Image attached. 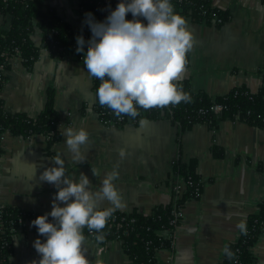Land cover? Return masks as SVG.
I'll list each match as a JSON object with an SVG mask.
<instances>
[{
	"label": "crops",
	"instance_id": "0c3cea01",
	"mask_svg": "<svg viewBox=\"0 0 264 264\" xmlns=\"http://www.w3.org/2000/svg\"><path fill=\"white\" fill-rule=\"evenodd\" d=\"M210 6L226 11L228 20L217 25L184 16L194 35L187 52L184 71L177 80H187L194 92L209 96L228 93L240 86L256 92L264 86V4L261 0H207ZM57 16L72 29H82L83 11L79 0H47ZM131 19L132 15L126 16ZM9 17L0 16V29H7ZM141 19H144L141 17ZM146 22V21H145ZM40 46L31 67L19 56H11L4 71L0 97L5 112L24 113L31 118L42 112L48 87L54 88V109L58 115L59 139L47 150L42 134L27 137L1 135L0 207H16L31 213L50 211L57 188L42 180L40 173L59 154L67 173L78 178L87 174L94 191L102 175L119 169L115 181L124 206L115 211L151 213L173 199L172 165L177 159L196 161V173L203 186L198 198L183 203V216L174 229L170 249L156 253L159 264H221L224 245L240 236L238 223L258 214L264 203V129L243 121L221 120L211 129L193 124L184 131L168 118H146L148 123L105 126L94 110L95 93L83 61L56 60L43 48L39 28L31 34ZM84 126L89 142L82 146L83 162L68 159L62 129ZM127 155L121 158L118 149ZM92 169L100 175H94ZM63 204V202H59ZM101 206L111 202L100 200ZM249 248L253 264H264V227ZM35 231L14 233L11 264H31L39 260L33 241ZM83 247L90 264H131L121 241L100 245L85 237Z\"/></svg>",
	"mask_w": 264,
	"mask_h": 264
},
{
	"label": "clouds",
	"instance_id": "9594fccd",
	"mask_svg": "<svg viewBox=\"0 0 264 264\" xmlns=\"http://www.w3.org/2000/svg\"><path fill=\"white\" fill-rule=\"evenodd\" d=\"M129 12L131 19L126 18ZM82 23L89 26L91 35L85 39L82 32L78 34L75 50L84 54L86 72L100 79L96 89L98 102L113 109L117 117L139 116L140 125L145 126L148 121L141 115V108H162L191 99L176 81L185 69L194 35L187 19L174 10L172 0H117L103 19H96L87 11ZM62 135L68 159L83 162L86 157L82 146L89 142L90 135L87 128L68 126L62 129ZM118 152L121 158L127 155L123 148ZM49 159L53 164L40 177L53 183L57 191L51 210L31 220L45 237L42 240L37 236L33 241L41 255L31 264H90L83 247V227L98 230L96 239H104V233L99 230L117 208L124 206L115 183L119 169L104 173L100 188L94 191L87 174L80 172L75 179L66 174L61 152ZM92 172L100 175L95 169ZM100 200L110 201L111 205L101 206ZM237 227L246 233V220L242 219ZM222 251L228 258L235 255L227 244Z\"/></svg>",
	"mask_w": 264,
	"mask_h": 264
},
{
	"label": "trees",
	"instance_id": "16d2710c",
	"mask_svg": "<svg viewBox=\"0 0 264 264\" xmlns=\"http://www.w3.org/2000/svg\"><path fill=\"white\" fill-rule=\"evenodd\" d=\"M47 0H0V16L9 17L7 29H0V93L5 82L4 71L10 67L11 56H19L21 61L31 67L34 63L40 46L34 45L31 34L35 27L39 28L42 36L43 48L56 60L70 58L83 61V53L77 52L76 36L82 32L85 39L90 37L86 29H72L68 23L59 18L56 12L46 2ZM264 4V0H261ZM117 0H79L83 16L91 11L96 19H103L111 8L116 6ZM174 10L183 16H189L195 21L210 23L215 16L219 25L228 16L226 11L210 6L207 0H172ZM132 15L130 12L126 16ZM85 27V25H84ZM87 44L85 45V51ZM93 77L92 85L95 93L94 110L99 113L102 120H113L117 116L114 110L107 105H101L96 96V89L100 79ZM183 91L190 94L187 102L169 104L164 107L140 109L145 118H168L179 131L188 129L193 124H203L214 129L221 120L243 121L249 125L264 129V86L256 92L249 91L240 86L230 90L224 95L209 96L208 94L191 89L187 80H177ZM220 106V109H214ZM136 123L140 119L121 114ZM58 115L54 109V88L48 87L46 100L42 112L35 118L24 113H8L3 108L0 97V137L7 132L11 136L27 137L32 134H42L47 138V150L59 139L57 131ZM125 121L116 125H124ZM1 139V138H0ZM0 146V155H1ZM172 179L182 180L185 184L184 191L178 197V192L173 189V199L163 206L154 207L151 213L139 212L124 213L114 211L108 218L105 227L100 232L104 233L103 240H97L98 230H89L83 227L85 237H91L100 245L109 242L121 241V246L131 264H159L156 260L155 250L166 248L168 239H163L160 233L166 229L173 230L170 221L173 219V205L182 206L192 198H198L197 189H202V182L196 173V161L185 163L177 159L172 165ZM187 180L190 184H187ZM259 212L247 218V231H240L239 239L228 244L235 255L228 258L225 253L221 264H253L249 248L261 234L264 227V203L260 204ZM41 214V213H39ZM19 208L9 206L0 207V264H11L13 254V235L18 231H37L31 220L37 215ZM51 219V217H49Z\"/></svg>",
	"mask_w": 264,
	"mask_h": 264
},
{
	"label": "built area",
	"instance_id": "2783aa9c",
	"mask_svg": "<svg viewBox=\"0 0 264 264\" xmlns=\"http://www.w3.org/2000/svg\"><path fill=\"white\" fill-rule=\"evenodd\" d=\"M212 19H214V21H218V19L214 16ZM84 29H86L85 27H83ZM87 30V29H86ZM221 107L220 106H214V109H220ZM98 116H99V113H97ZM100 119V117H99ZM100 121L103 123V125L105 126H113V125H116L118 123H122L125 121V124L126 123H136L135 120H131L129 118H125L124 116H119V117H116L115 119L113 120H102L100 119ZM173 189L176 190L178 192V197L180 196V194L184 191L185 189V184L183 183L182 180H177V179H174L173 182ZM187 184H190V181L187 180ZM196 194L199 195L200 194V190L197 189L196 191ZM182 206H176V205H173L172 207V213H173V219L170 221L171 225L174 227L173 230H169V229H166L165 231H163L162 233H160L159 235H161V237L163 239H168L169 240V245L168 247H166L167 249H170L172 246H173V242H174V229L175 227L178 225V223L180 222V220L182 219V216H183V209H181ZM166 248H164L166 250ZM163 248H158L155 250V254L159 251V250H162Z\"/></svg>",
	"mask_w": 264,
	"mask_h": 264
}]
</instances>
